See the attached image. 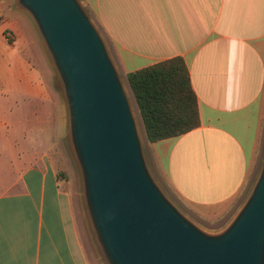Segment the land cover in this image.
<instances>
[{"label":"crops","instance_id":"1","mask_svg":"<svg viewBox=\"0 0 264 264\" xmlns=\"http://www.w3.org/2000/svg\"><path fill=\"white\" fill-rule=\"evenodd\" d=\"M81 2L126 79L171 58L185 60L200 127L147 141L146 151L190 209L186 214L213 230L205 222L224 218L259 148L264 0ZM49 68L29 16L16 0H0V264H105L83 204L66 188L55 159L66 113L54 102Z\"/></svg>","mask_w":264,"mask_h":264},{"label":"water","instance_id":"2","mask_svg":"<svg viewBox=\"0 0 264 264\" xmlns=\"http://www.w3.org/2000/svg\"><path fill=\"white\" fill-rule=\"evenodd\" d=\"M33 22L65 99L82 204L105 264H264V157L229 224L209 231L155 179L109 47L81 0H16Z\"/></svg>","mask_w":264,"mask_h":264},{"label":"trees","instance_id":"3","mask_svg":"<svg viewBox=\"0 0 264 264\" xmlns=\"http://www.w3.org/2000/svg\"><path fill=\"white\" fill-rule=\"evenodd\" d=\"M147 141L185 135L200 127L197 94L182 57L127 74Z\"/></svg>","mask_w":264,"mask_h":264},{"label":"rangeland","instance_id":"4","mask_svg":"<svg viewBox=\"0 0 264 264\" xmlns=\"http://www.w3.org/2000/svg\"><path fill=\"white\" fill-rule=\"evenodd\" d=\"M92 15V14H90ZM92 20L94 22V24L97 26V28L99 29V31L101 32V34L103 35L108 47V40L107 38L104 36L103 31L101 30V28L99 27V24L96 21V18L93 17V15L91 16ZM48 63H49V77H48V84L51 86L52 91L54 93V102H58V104H60L61 106H65V99H64V95H63V90H62V86L60 84V81L57 77V74L52 66L51 61L48 59ZM126 88V91L130 97L131 103H132V107L134 110V113L136 115V118L138 120V126L140 129V134H141V138H142V142L144 145V149H145V153H146V157L148 159L149 165L151 167V171L155 177V179L157 180V182L159 183L160 187L162 188V190L166 193V195L183 211V212H191L190 209L186 206V204L175 194V192L173 191V189L168 185L167 181L165 178H163L160 174L157 173L156 168L153 164V168L151 166V162L149 159V155L147 154V140H146V135L144 132V128L142 125V121L133 97V94L131 92V89L128 85L127 79L124 76H121ZM55 109L53 108V114H54ZM67 117V114H66ZM56 149H57V156H56V162L58 165V168L61 172V176L63 181L66 183V188L68 189V191L71 192V194L81 203L82 202V196H83V190H82V178H81V173L79 170V167L77 165V162L75 160V157L73 155V152L70 148V144L68 141V137L67 134L65 137H63L62 139L58 140V144L56 145ZM147 150V151H146ZM263 157H264V115H263V124H262V130H261V137H260V142H259V148L257 151V157L255 160V165L251 171L250 177L247 181L246 186L243 188V190L241 191V193L239 194L238 198H236L235 202H233V204L231 205V208L229 209V211L225 214L224 218H222L221 220L217 221H211V222H205L206 225L211 226V228L213 230H209V231H213V232H217L222 230L223 228H225L229 222L231 221V219L234 217V215L236 214V212L238 211V209H240V207L244 204L245 200L247 199L254 183L255 180L259 174L261 165H262V161H263ZM153 163V162H152ZM185 212V213H186ZM200 220V218H199ZM203 222V221H202Z\"/></svg>","mask_w":264,"mask_h":264}]
</instances>
